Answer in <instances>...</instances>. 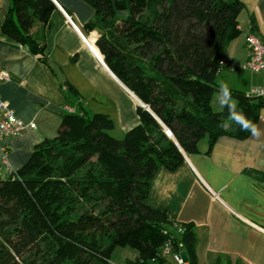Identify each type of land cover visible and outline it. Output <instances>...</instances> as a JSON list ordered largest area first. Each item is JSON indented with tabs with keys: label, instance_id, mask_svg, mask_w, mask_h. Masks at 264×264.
Masks as SVG:
<instances>
[{
	"label": "trees",
	"instance_id": "16d2710c",
	"mask_svg": "<svg viewBox=\"0 0 264 264\" xmlns=\"http://www.w3.org/2000/svg\"><path fill=\"white\" fill-rule=\"evenodd\" d=\"M85 1L96 11L88 29L102 31L96 45L107 67L150 112L139 107L141 124L123 139L111 136L115 122L107 115L66 112L56 138L39 144L20 170L7 178L0 174V264H111L118 247L138 251L130 264H164L166 243L174 249L182 245L190 257L194 227L179 223L182 230H176L178 222L146 199L160 168L176 170L204 137L210 149L223 135L246 138L252 130L233 113L256 126L263 98L227 88L235 102L220 112L211 106L215 93H225L218 77L226 67V47L241 34L244 5L241 0ZM55 9L52 0H11L2 27L17 43H33L48 67L30 31L37 23L46 25ZM122 44L143 61L133 60ZM144 61L157 76L146 72ZM58 83L66 85L69 105L78 92L67 81ZM175 94L190 99L198 115Z\"/></svg>",
	"mask_w": 264,
	"mask_h": 264
},
{
	"label": "crops",
	"instance_id": "0c3cea01",
	"mask_svg": "<svg viewBox=\"0 0 264 264\" xmlns=\"http://www.w3.org/2000/svg\"><path fill=\"white\" fill-rule=\"evenodd\" d=\"M52 1L56 9L48 23L35 24L30 33L48 60L61 68L63 82L77 90V97H71L69 105L66 85H59L40 56L31 54L27 46L2 31L11 0H0V71L10 77L0 82V97L28 125L22 135L2 141L14 171L29 161L39 144L58 136L64 114L71 112L66 106L73 109L72 113L79 111L89 117L109 116L115 122L110 134L116 139H123L141 124L138 108L142 106L110 71L96 45L102 31L88 29V24L97 19L95 9L85 0ZM241 1V34L226 47L227 65L218 78L220 85L247 93L254 87H264L263 73L254 74L243 67L250 57L246 34H255L264 41V0ZM118 15L127 16L125 12ZM234 47L239 51L232 52ZM175 99L198 115L190 99L180 94H175ZM228 101L232 100H222V109ZM255 129L241 139L223 135L211 149L209 137H204L198 151L185 157L176 170L160 168L150 186L146 199L149 207L164 209L176 222L194 227L192 264H264V105ZM0 174L8 177L1 152ZM137 257V250L118 247L112 253L111 264H130ZM164 264L175 263L168 259Z\"/></svg>",
	"mask_w": 264,
	"mask_h": 264
},
{
	"label": "built area",
	"instance_id": "2783aa9c",
	"mask_svg": "<svg viewBox=\"0 0 264 264\" xmlns=\"http://www.w3.org/2000/svg\"><path fill=\"white\" fill-rule=\"evenodd\" d=\"M66 17L71 23L72 21L67 14ZM246 46L250 51V57L245 62L243 66L244 69L254 74H264V41H262L255 34L247 33ZM226 65L227 64L225 63V66ZM9 80V74L6 71H0V82ZM247 95L253 98L264 99V87H254L249 92H247ZM66 110L74 112L69 106H66ZM27 128L28 125L19 119L16 116L15 111L10 108L9 104L0 97V152L2 154L4 168L8 174H12L14 170L8 158V150L2 145V141L7 137L22 135L27 130ZM214 196L219 199L218 195L214 194ZM181 227L182 226L179 223H175L174 228L176 230L181 231ZM183 251L185 250L182 245H180L179 248L174 249L170 243H166L163 248L162 256L163 258L171 260L175 264H192L189 256L188 260L186 261L182 258Z\"/></svg>",
	"mask_w": 264,
	"mask_h": 264
},
{
	"label": "rangeland",
	"instance_id": "374dc122",
	"mask_svg": "<svg viewBox=\"0 0 264 264\" xmlns=\"http://www.w3.org/2000/svg\"><path fill=\"white\" fill-rule=\"evenodd\" d=\"M93 40V39H92ZM241 40L239 39V42H240ZM120 48L126 53V54H128L130 57L132 56V58H133V60H135V61H137V62H140V61H143L142 59H140L139 58V56L135 53L134 54V52H133V50H132V47H128V46H125L124 44H122V45H120ZM240 49V48H239ZM239 49L236 47H234V49L232 50V52H234V51H239ZM143 67L145 68V70H146V72L148 73V74H150V75H154V76H157V73H156V71L150 66V64L148 63V62H146V61H144L143 62ZM245 74H246V76H250L251 75V73H248V72H245ZM219 78H218V83H219ZM226 99V100H228V97H227V95L225 94V93H215V95H214V98H213V100H212V102H211V106H212V108H213V110L215 111V112H219L222 108V106H221V102H222V100L223 99ZM232 100V102H235L233 99H231ZM120 139H122V138H120ZM203 141V140H202Z\"/></svg>",
	"mask_w": 264,
	"mask_h": 264
},
{
	"label": "water",
	"instance_id": "95a60500",
	"mask_svg": "<svg viewBox=\"0 0 264 264\" xmlns=\"http://www.w3.org/2000/svg\"><path fill=\"white\" fill-rule=\"evenodd\" d=\"M27 48H28V50H29V52L31 53V54H33V55H38V49L36 48V46L33 44V43H31L30 41H28L27 42ZM48 65H49V67H50V69L53 71V73H54V75L56 76V78L58 79V81L59 82H63L64 81V75H63V72H62V70H61V68L53 61V60H48ZM136 98H137V100L140 102V105L144 108V109H146V110H148L149 112H150V109H149V107L148 106H146L134 93H132ZM161 123V122H160ZM162 124V123H161ZM162 126L164 127V131H165V133L167 134V136L169 137V138H171L176 144H177V142H176V140H175V138H174V136H173V134H172V132L167 128V127H165L163 124H162ZM178 145V144H177ZM184 154V153H183ZM185 155V157H187V155L186 154H184ZM182 258L186 261V260H188V255H187V253H186V251H183L182 252Z\"/></svg>",
	"mask_w": 264,
	"mask_h": 264
},
{
	"label": "clouds",
	"instance_id": "9594fccd",
	"mask_svg": "<svg viewBox=\"0 0 264 264\" xmlns=\"http://www.w3.org/2000/svg\"><path fill=\"white\" fill-rule=\"evenodd\" d=\"M221 88L223 89V91L225 92V94H228V89L226 85H221ZM233 118L242 124L243 127L247 128V129H251L253 132H255V126L252 125L250 122H247L244 120V118L242 116L236 115L235 113H233Z\"/></svg>",
	"mask_w": 264,
	"mask_h": 264
},
{
	"label": "bare ground",
	"instance_id": "6f19581e",
	"mask_svg": "<svg viewBox=\"0 0 264 264\" xmlns=\"http://www.w3.org/2000/svg\"><path fill=\"white\" fill-rule=\"evenodd\" d=\"M92 48L97 52V48L94 45H92Z\"/></svg>",
	"mask_w": 264,
	"mask_h": 264
}]
</instances>
